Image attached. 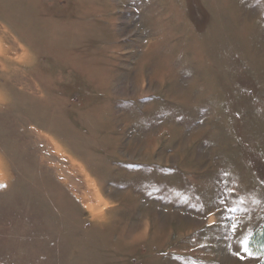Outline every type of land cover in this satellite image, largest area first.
Instances as JSON below:
<instances>
[{"label": "rangeland", "instance_id": "rangeland-1", "mask_svg": "<svg viewBox=\"0 0 264 264\" xmlns=\"http://www.w3.org/2000/svg\"><path fill=\"white\" fill-rule=\"evenodd\" d=\"M6 175L0 264H264V0H0Z\"/></svg>", "mask_w": 264, "mask_h": 264}, {"label": "crops", "instance_id": "crops-1", "mask_svg": "<svg viewBox=\"0 0 264 264\" xmlns=\"http://www.w3.org/2000/svg\"><path fill=\"white\" fill-rule=\"evenodd\" d=\"M8 179V176L6 175V176H3V177H0V184H6L7 182H6V180Z\"/></svg>", "mask_w": 264, "mask_h": 264}, {"label": "snow or ice", "instance_id": "snow-or-ice-1", "mask_svg": "<svg viewBox=\"0 0 264 264\" xmlns=\"http://www.w3.org/2000/svg\"><path fill=\"white\" fill-rule=\"evenodd\" d=\"M245 251H247V247L245 248Z\"/></svg>", "mask_w": 264, "mask_h": 264}]
</instances>
